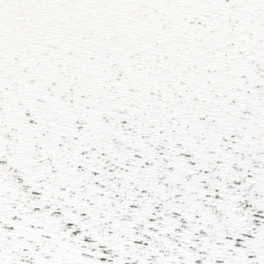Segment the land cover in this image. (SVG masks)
Wrapping results in <instances>:
<instances>
[{"label": "snow or ice", "instance_id": "1", "mask_svg": "<svg viewBox=\"0 0 264 264\" xmlns=\"http://www.w3.org/2000/svg\"><path fill=\"white\" fill-rule=\"evenodd\" d=\"M0 264H264V0H0Z\"/></svg>", "mask_w": 264, "mask_h": 264}]
</instances>
